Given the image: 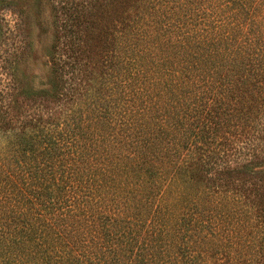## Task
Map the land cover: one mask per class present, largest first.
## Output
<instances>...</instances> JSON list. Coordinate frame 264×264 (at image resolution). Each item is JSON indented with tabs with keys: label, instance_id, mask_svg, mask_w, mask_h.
I'll return each instance as SVG.
<instances>
[{
	"label": "trees",
	"instance_id": "obj_1",
	"mask_svg": "<svg viewBox=\"0 0 264 264\" xmlns=\"http://www.w3.org/2000/svg\"><path fill=\"white\" fill-rule=\"evenodd\" d=\"M60 4L36 80L0 0V264H239L236 219L264 209V0Z\"/></svg>",
	"mask_w": 264,
	"mask_h": 264
},
{
	"label": "rangeland",
	"instance_id": "obj_2",
	"mask_svg": "<svg viewBox=\"0 0 264 264\" xmlns=\"http://www.w3.org/2000/svg\"><path fill=\"white\" fill-rule=\"evenodd\" d=\"M11 1L13 8L5 14L10 27L15 30L10 39L20 42L22 48H25L22 53L25 63L19 67L28 75L38 76L36 80L44 78L48 71L47 55L51 46L59 39L60 0ZM260 169H264V166ZM258 179L255 182L264 186V177L262 176L263 181ZM260 203L264 207V197ZM236 220L237 238L230 248L231 252L235 251L234 254H237L236 260H239V264H264V209L254 211L250 217H238ZM205 235L204 247H208L212 238L210 234ZM203 243L193 237L192 246L198 247Z\"/></svg>",
	"mask_w": 264,
	"mask_h": 264
}]
</instances>
